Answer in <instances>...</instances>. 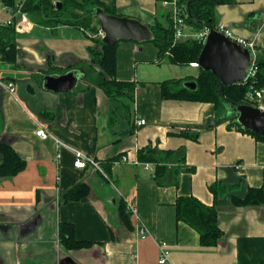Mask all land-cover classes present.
<instances>
[{
    "label": "crops",
    "instance_id": "0c3cea01",
    "mask_svg": "<svg viewBox=\"0 0 264 264\" xmlns=\"http://www.w3.org/2000/svg\"><path fill=\"white\" fill-rule=\"evenodd\" d=\"M0 1L7 20L14 12ZM114 1L118 14L147 25L177 8L176 0ZM235 1L216 8L218 26L235 37L255 41L264 50V0ZM22 14L17 15L18 20L26 17L16 28L17 62L0 61L4 83L0 85V140L26 161L15 176L0 177V264H159V241L167 244L168 264H264V207H237L230 196L221 199L218 223L224 237L215 248L202 247L199 234L176 220L179 196H194L211 206L214 196L209 185L213 183L236 184L238 196H244L248 187L264 185L263 141L229 129L228 123L216 126L211 103L163 99L161 83L194 81L202 70L198 63L188 67L160 63L151 42H122L117 79L136 83L135 102L131 108L110 103L91 81L94 70L101 72L89 53V48L97 47L93 38L70 26L54 30L38 25ZM99 35L102 38L101 30ZM73 68L90 71L76 89L57 94L43 88L45 76ZM10 83L14 92L7 89ZM140 120L146 125L138 126ZM40 128L93 156L102 170L75 168L72 151L58 148L52 138L38 137ZM186 129H200L198 140L181 136ZM149 145L184 149L195 173H181L176 187L171 168L159 185L153 178L154 166L146 170L138 160L139 150ZM80 182L88 184L90 195L61 203V195ZM122 201L126 207L134 203L133 230L120 220ZM62 222L74 224L77 238L93 242L92 247L62 248L58 238ZM139 226L145 227L146 239L141 238Z\"/></svg>",
    "mask_w": 264,
    "mask_h": 264
},
{
    "label": "trees",
    "instance_id": "16d2710c",
    "mask_svg": "<svg viewBox=\"0 0 264 264\" xmlns=\"http://www.w3.org/2000/svg\"><path fill=\"white\" fill-rule=\"evenodd\" d=\"M3 4L16 11H20L38 25L56 29L59 25L82 29L93 38L97 47L89 48L92 63L100 68L91 80L93 85L100 88L110 103L123 104L131 108L135 102L136 83L134 81H120L117 79L118 48L120 43L113 47L102 44L99 35L100 26L95 16L97 8H102L108 15H119L114 0H62L61 9L53 0H2ZM235 0H176L177 13L169 12L163 19H156L149 25L155 34L151 42L158 51L160 63L188 67L198 63L204 42L201 39L186 37L185 31L182 39H176L174 17L178 14L184 19L187 28L193 33L201 34L218 27L216 8L221 5H234ZM199 22L205 25L199 24ZM16 19L6 27L0 28V61L6 64H16L18 44L16 43ZM186 28V29H187ZM100 47V49L98 48ZM258 69L255 77L248 82L224 87L222 90L219 80L212 72L200 70L199 76L194 79L197 90L191 91L184 87V83L192 79H171L161 83L163 99L186 100L202 103H211L216 110V123H228V128H237L239 131L264 142V137L243 128L235 119L231 105H251L247 100L248 93L254 89L264 91V50L258 49L256 58ZM90 71H88V75ZM254 88V89H252ZM119 110V109H118ZM128 111V110H127ZM129 113V111H128ZM213 128V126L211 127ZM200 129L183 130V137L198 140ZM131 134V132H129ZM2 162L0 164V177L15 176L25 167V159L16 153L9 145L0 140ZM140 163H150L154 166V180L163 185L162 180L168 171L174 172V185L179 186V175L184 172L195 173L196 168L187 164L184 149L160 150L149 145L138 152ZM106 167V166H105ZM108 169V167H106ZM236 184L216 182L209 185V191L214 196V204L206 205L194 196H179L175 202L176 220L185 223L199 234L200 245L205 248H215L224 237L218 223V204L221 199L230 196L233 205L237 207H264V185L261 187H248L244 196H238L235 191ZM90 195V187L80 182L61 195L63 204L81 201ZM122 201L119 209L120 220L129 230H133L130 212ZM59 243L67 251L81 250L92 247L93 242L79 240L76 236L75 226L72 223L62 222L58 228Z\"/></svg>",
    "mask_w": 264,
    "mask_h": 264
},
{
    "label": "water",
    "instance_id": "95a60500",
    "mask_svg": "<svg viewBox=\"0 0 264 264\" xmlns=\"http://www.w3.org/2000/svg\"><path fill=\"white\" fill-rule=\"evenodd\" d=\"M59 9L62 4L57 3ZM95 16L100 26L102 44L113 47L120 42L144 44L153 42L155 34L151 27L140 19L130 16L108 15L104 9L97 8ZM201 25H205L199 22ZM253 56L249 49L231 40L216 29L210 30L200 52L198 65L209 71L224 87L240 84L245 81ZM86 77V72L73 68L64 74H50L43 79V88L57 94L73 91ZM184 87L195 91L197 83L188 81ZM236 121L246 128L264 137V110L252 105H231Z\"/></svg>",
    "mask_w": 264,
    "mask_h": 264
},
{
    "label": "built area",
    "instance_id": "2783aa9c",
    "mask_svg": "<svg viewBox=\"0 0 264 264\" xmlns=\"http://www.w3.org/2000/svg\"><path fill=\"white\" fill-rule=\"evenodd\" d=\"M11 11L14 12L13 16H11L7 20H0V28L11 25L13 23L14 19H16V24H15L16 28H18V26L20 27V25L22 26V23L24 21L26 22V17L23 14H22L23 15L22 19L18 20L17 15H19L21 12L20 11V5L16 11H13V10H11ZM175 13H177V8H176ZM174 24H175L176 39H182L184 36V31L187 28V26L185 25L184 19L179 17L178 14H175ZM216 30H218L219 32L223 33L225 36H227L231 40L235 41L236 43H238L244 47H246L247 49H249L251 51L252 56H253V61H252V64L250 65V67L248 69V73H247V76H246V79L244 82L246 83L249 81V79H253L255 77L257 71H258V69L256 67V58L258 56V47H257L256 42L255 41H248V40H245V39L239 38V37H235L231 30L226 29L223 26H218L216 28ZM209 32H210V30L206 29L205 32L199 34L198 39H201L204 42L206 40V37H207ZM102 36H103V34H102ZM3 84L4 83L2 81H0V85H3ZM7 89H9V91H11V92H14L16 88H15V85L13 83H10L9 85H7ZM252 89H254V88H252ZM247 100L252 106L258 107V108H261L264 110V91L254 89L251 93H248ZM144 125H146L145 120H140L138 122V126H144ZM36 135L42 139H49V138L54 139L56 141L58 148L65 147L67 149H70L72 151L73 155L75 156V159H74V167L75 168L85 169V168L91 166V167H93L99 171L102 170L99 162L93 156L88 155V154L84 153L83 151H80L78 149H75L69 145L62 143L56 137H54L50 132H47L45 129L40 128L37 131ZM59 157H60V154L58 153V158ZM136 164L138 165L139 163H136ZM142 165L144 166V168L146 170L150 169L153 166L150 163H145ZM127 209L129 212L134 213V211H135L134 203L128 202ZM138 232L140 233L142 239L147 238L145 227L139 226ZM158 246L160 249L159 264H168L169 263V250L167 248L166 242L165 241H159Z\"/></svg>",
    "mask_w": 264,
    "mask_h": 264
},
{
    "label": "rangeland",
    "instance_id": "374dc122",
    "mask_svg": "<svg viewBox=\"0 0 264 264\" xmlns=\"http://www.w3.org/2000/svg\"><path fill=\"white\" fill-rule=\"evenodd\" d=\"M2 4H3V2H2ZM4 5V4H3ZM4 6H6V5H4ZM167 8H170V7H167ZM171 8H172V6H171ZM165 12V11H164ZM168 12H170V10L168 11ZM167 14V13H166ZM8 16V14L6 13V11H5V9H4V7L2 6L1 7V1H0V20H4V18H6ZM27 29H25L24 31H26ZM21 31H23V30H21ZM27 31H29V30H27ZM25 33V32H24ZM193 34H196V33H192V32H190V31H188V29L185 31V35H186V37L185 38H183V40H187L188 38H191V37H193ZM191 35V36H190ZM90 78V77H89ZM127 205V204H126Z\"/></svg>",
    "mask_w": 264,
    "mask_h": 264
}]
</instances>
